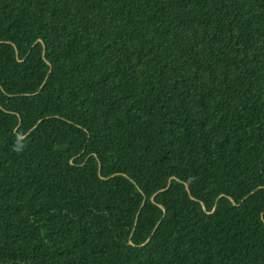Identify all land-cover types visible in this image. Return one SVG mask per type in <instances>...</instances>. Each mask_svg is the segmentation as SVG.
<instances>
[{
  "label": "trees",
  "instance_id": "16d2710c",
  "mask_svg": "<svg viewBox=\"0 0 264 264\" xmlns=\"http://www.w3.org/2000/svg\"><path fill=\"white\" fill-rule=\"evenodd\" d=\"M0 264H264V0H0Z\"/></svg>",
  "mask_w": 264,
  "mask_h": 264
}]
</instances>
